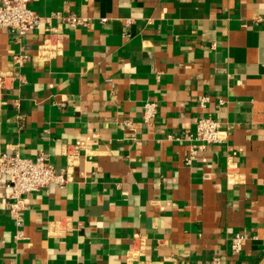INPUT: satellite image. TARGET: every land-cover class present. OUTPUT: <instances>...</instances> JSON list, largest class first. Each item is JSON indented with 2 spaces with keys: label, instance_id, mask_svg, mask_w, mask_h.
I'll return each instance as SVG.
<instances>
[{
  "label": "crops",
  "instance_id": "crops-1",
  "mask_svg": "<svg viewBox=\"0 0 264 264\" xmlns=\"http://www.w3.org/2000/svg\"><path fill=\"white\" fill-rule=\"evenodd\" d=\"M30 7L39 28L0 26V69L18 74L0 91V149L43 152L68 183L30 192L23 239L0 189V264H264V0ZM200 115L229 137L187 164L190 143L167 136Z\"/></svg>",
  "mask_w": 264,
  "mask_h": 264
},
{
  "label": "built area",
  "instance_id": "built-area-1",
  "mask_svg": "<svg viewBox=\"0 0 264 264\" xmlns=\"http://www.w3.org/2000/svg\"><path fill=\"white\" fill-rule=\"evenodd\" d=\"M32 0H1L0 2V26L8 29L12 34L21 38L29 31L39 28L41 18L36 11L30 7ZM71 27H78L87 24L88 19L72 15L66 18ZM102 22H107V18H102ZM131 21L128 20V24ZM24 55L14 57V62L23 65ZM18 76L14 70L0 69V91L7 88L9 83ZM209 98L203 97L201 105ZM158 105L155 101L147 100L143 105L142 117L144 123L152 125L157 115ZM126 124L132 126L130 121ZM229 137V129L222 128L220 121L217 119L200 115L196 118V129L194 132L182 131L179 134H169L168 139L174 141H185L190 143L189 154L185 159L187 164L192 163L198 153L210 145L222 144ZM228 168L229 175L236 169L234 162L230 163ZM234 167V168H233ZM68 183L62 171H58L51 164L47 155L39 153L35 159L27 158L21 155L19 149L6 152L0 149V189H5L8 194V208L10 214L15 218L18 227L16 239L24 238V219L23 210L26 208L28 195L36 188H45L50 184H56L64 187ZM141 235L134 237L135 245ZM249 236L246 232L238 233L232 244L234 253L242 248V245ZM208 264H221L219 257H214Z\"/></svg>",
  "mask_w": 264,
  "mask_h": 264
}]
</instances>
